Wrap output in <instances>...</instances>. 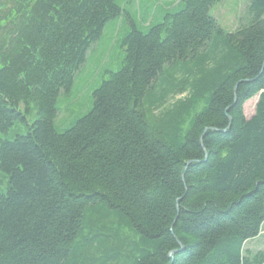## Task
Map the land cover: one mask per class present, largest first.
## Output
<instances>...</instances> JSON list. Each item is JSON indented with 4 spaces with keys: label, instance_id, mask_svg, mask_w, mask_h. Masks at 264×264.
Instances as JSON below:
<instances>
[{
    "label": "trees",
    "instance_id": "16d2710c",
    "mask_svg": "<svg viewBox=\"0 0 264 264\" xmlns=\"http://www.w3.org/2000/svg\"><path fill=\"white\" fill-rule=\"evenodd\" d=\"M223 1L0 0V135L27 125L0 136V264H264V0L233 32ZM112 24L121 66L60 131Z\"/></svg>",
    "mask_w": 264,
    "mask_h": 264
},
{
    "label": "rangeland",
    "instance_id": "374dc122",
    "mask_svg": "<svg viewBox=\"0 0 264 264\" xmlns=\"http://www.w3.org/2000/svg\"><path fill=\"white\" fill-rule=\"evenodd\" d=\"M121 3L124 0H118ZM248 0H224L212 8V14L220 24L229 32L237 28L238 17L243 13ZM141 6H142V1ZM144 9V7H143ZM132 10V9H131ZM115 25L108 26L103 33L98 44L90 51L86 64L76 76L72 89L62 92L58 101L59 114L55 122L58 130L63 131L69 128L78 118L86 115L93 107V92L102 81L105 71H117L121 66L123 52L119 49V41L124 30L118 35ZM258 97L250 100L244 106L247 118H251L255 112ZM36 118V110L33 107L29 121L33 122ZM27 132L26 124H17L6 135L1 137L13 140L16 135ZM6 180H0V190L6 192ZM246 250L264 251V229L260 236L255 240H250L245 245Z\"/></svg>",
    "mask_w": 264,
    "mask_h": 264
}]
</instances>
